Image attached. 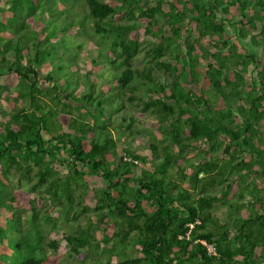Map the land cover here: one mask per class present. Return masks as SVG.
I'll use <instances>...</instances> for the list:
<instances>
[{
	"label": "trees",
	"instance_id": "1",
	"mask_svg": "<svg viewBox=\"0 0 264 264\" xmlns=\"http://www.w3.org/2000/svg\"><path fill=\"white\" fill-rule=\"evenodd\" d=\"M73 7L0 0V114L9 117L0 121V210L16 205L7 211L11 225L0 227L12 249L0 264L13 255L15 264H46L45 245L58 249L57 218L42 211L46 198L52 208H73L68 221L85 214V224L62 233L82 263L90 248L113 241L107 264H264V0H78ZM62 19L72 21L61 26ZM51 33L66 59L43 72ZM87 33L107 58L97 65L103 87L73 61ZM65 34L76 51L62 43ZM141 55L142 66H133ZM106 110L115 120L103 117ZM110 126L120 140L143 131L153 138L147 167L130 146H118ZM87 174L102 187L89 186ZM217 207L227 219L214 215ZM134 243L139 256L129 253Z\"/></svg>",
	"mask_w": 264,
	"mask_h": 264
},
{
	"label": "rangeland",
	"instance_id": "2",
	"mask_svg": "<svg viewBox=\"0 0 264 264\" xmlns=\"http://www.w3.org/2000/svg\"><path fill=\"white\" fill-rule=\"evenodd\" d=\"M78 0H57V4H58V8H65L67 6H72V4H74V9H75V5L77 4ZM165 9L167 8V6L164 7ZM231 14H233V9L231 10ZM47 21L48 19L45 17L43 18V21ZM72 20L70 19H62V20H58V23L63 26V25H67L71 22ZM76 20H74L73 22L75 23ZM55 23V22H53ZM73 23V24H74ZM51 21L48 24V28L51 29L50 27ZM73 33L79 35V30L78 28L74 29ZM55 34L51 33L50 37L52 38V41L54 42V45H50L49 47H46L44 50V54L43 55V60L44 62L48 63L46 65H43L42 70L43 72H48L51 68H52V64L54 63H60L62 61H64L66 58H64L63 55H61L60 51H57L56 47H57V39L54 37ZM195 37V35L192 36V39ZM140 39L145 40V43H149L150 40H152L151 36H147L144 33V29L140 28ZM205 42L207 41V38L203 39ZM81 41H83L85 43V47L83 49V51H79V53L77 54L76 57H74L73 61L77 64H80V69L82 71H86V70H92L95 73V79L96 82H99V87H103L104 83H102L103 81L101 80V76L99 74V69L97 67V65H101V62H104V59L106 58V56L104 54H102V52L100 51V47L98 46V39L94 34H89L87 33V35H85V39H82ZM62 43L66 45V47L68 46V48L70 49V47H72L69 51H76L73 46L75 44V41L73 40V38L68 37L67 34L64 35L63 39H62ZM52 51V52H51ZM80 54V55H79ZM8 58L12 59V53L8 54ZM100 58H102L103 60H101ZM107 59V58H106ZM105 59V60H106ZM43 62V63H44ZM143 63V56H139L136 59H134L133 61V66H139L141 67ZM109 62H107L105 64V72H108L109 69V73H111L110 68H109ZM72 65V63H69V66ZM205 65V61L203 59L199 60V67L203 70ZM71 67V66H70ZM67 71V70H66ZM72 71V69H71ZM72 72H68L67 74L63 73V77L67 80H70V77L73 76L71 74ZM57 74V73H55ZM70 74V76H69ZM165 74V73H164ZM166 75V74H165ZM64 80V79H63ZM201 87L206 88L207 89V85L205 84V82L203 81L201 83ZM74 88V87H72ZM0 89H6L5 84H3L2 82V78H0ZM99 91V89H98ZM142 92V89L141 91ZM10 95V92L8 91H4L2 96L3 98L7 97ZM136 95H141L140 93L136 92ZM147 96L144 97V100H147ZM235 104L238 103L237 100L234 101ZM130 107V106H129ZM131 110L135 111L136 108L131 107ZM139 109V108H137ZM113 111L109 110V111H105L103 117L106 118V116H111L114 120H115V115H113L112 113ZM136 112V111H135ZM138 116H141V112L138 110L137 112ZM7 118H9L7 115H2L0 114V121L4 122L5 120H7ZM90 120V119H88ZM149 120V119H148ZM150 121V120H149ZM147 121L145 123L146 126H148L149 128L152 129L153 131V135L158 137V138H162V129L158 128L159 124L158 122H152V121ZM110 130H111V134L112 136L117 140V144L120 148H124L125 146H130V148L133 150L134 153L140 155L142 158L145 159V163H139L141 166L147 167L149 165V163H147L148 160L151 159L152 155H151V151L149 149V143L151 141H153V138L145 131H143L142 133L135 135L134 137H130L128 135H123V140H120L117 138V136L119 135V133H117V131L115 129H113L112 126H110ZM190 157H192V162L196 163L199 160V157L195 154V151H191L189 154ZM68 170V168L66 166H62V172L66 173V171ZM191 169L190 167L187 169V171L189 172ZM17 180H18V172L12 170L10 176H9V181H10V189H11V193L15 192H19L17 191ZM85 181L89 184V186L95 188V189H100L103 185V180L99 177H95V176H91V175H85ZM46 209L42 210V211H46V210H51L50 216L57 218L55 224V231L52 234V237L57 241V243L59 244L58 249L52 250L50 248H48L47 245H45V253H46V264H107L106 263V259L105 256L108 254H112L114 252V248H115V243H113V241H110L108 243H99L98 244V248L96 249H92L90 248V250L88 251V258L86 259V261H84L83 263L80 261V259L76 256V254H71L69 251L70 246L67 244V242L64 239V236L62 235L63 231L66 230H70L73 229L71 227V225L74 223L75 221H78L81 225L85 224L87 219L84 218L85 214H82V216L80 215V217L77 218V220H66V218H70L72 213H73V208H68L66 210H62L61 207H56V208H52V203L51 201H49L46 198ZM90 206H93V201L90 203ZM4 208L0 210V227L2 228H6L9 225V221L7 219V211L10 208H16V205H9L7 204L6 206H3ZM214 215L221 218V219H227V213L225 211V208L223 207H217L214 210ZM91 216V213L88 214V217ZM23 221L24 223H21V226L23 225L26 226L27 223H29L30 220V212H27L25 215H23ZM110 221L113 222L114 218L112 216L109 217ZM11 225V224H10ZM9 225V226H10ZM46 226H49V224H47ZM112 229L109 228L108 232L109 234H111ZM96 236L99 237V233L96 232ZM10 239V233H7L6 235L2 236L0 238V254L2 252H5L7 254H11L12 249H10L7 245H8V241ZM18 240H15L14 243H18ZM259 251V250H258ZM95 252V255H94ZM130 255L132 256H139L140 252H139V248L138 245L136 243L131 244L130 246V251H129ZM15 259L16 256L13 255L12 257L9 258L8 262H6L5 264H15ZM12 262V263H11Z\"/></svg>",
	"mask_w": 264,
	"mask_h": 264
},
{
	"label": "built area",
	"instance_id": "3",
	"mask_svg": "<svg viewBox=\"0 0 264 264\" xmlns=\"http://www.w3.org/2000/svg\"><path fill=\"white\" fill-rule=\"evenodd\" d=\"M192 226H193V224H189V227H190V228H192ZM189 233H190V232L188 231V232L185 234L187 238L189 237ZM179 237H182V236H179ZM201 242H202V244L205 246V248H206L208 254H211V255H215V254H216L214 244H212V243H207V242L204 241V240H202Z\"/></svg>",
	"mask_w": 264,
	"mask_h": 264
}]
</instances>
